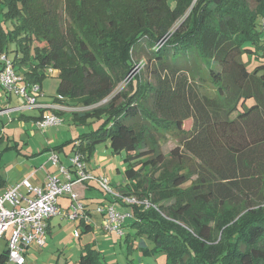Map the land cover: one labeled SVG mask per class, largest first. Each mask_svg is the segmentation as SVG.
<instances>
[{
    "label": "trees",
    "instance_id": "trees-1",
    "mask_svg": "<svg viewBox=\"0 0 264 264\" xmlns=\"http://www.w3.org/2000/svg\"><path fill=\"white\" fill-rule=\"evenodd\" d=\"M10 51L27 82L59 71L55 99L86 108L74 119L106 115L72 140L86 160L106 139L139 158L119 189L160 208L127 205V242L166 264H264V0H0V54ZM247 51L260 60L252 70ZM169 127L180 143L163 153L156 135ZM100 252L85 244L80 264H109Z\"/></svg>",
    "mask_w": 264,
    "mask_h": 264
},
{
    "label": "rangeland",
    "instance_id": "rangeland-1",
    "mask_svg": "<svg viewBox=\"0 0 264 264\" xmlns=\"http://www.w3.org/2000/svg\"><path fill=\"white\" fill-rule=\"evenodd\" d=\"M169 2L172 5L175 4V0H169ZM250 3L254 6L255 0H250ZM188 13L189 10L186 14ZM61 15L63 22H67V17L63 9L61 10ZM37 43L40 45L43 44V42L40 43L38 41ZM245 47L256 49V46L249 42L245 44ZM14 54L13 51L8 52L11 58L14 57ZM147 54L148 51L141 50L137 58L146 62L148 59ZM242 58L250 70L254 69L260 63L259 58L254 52L247 51L243 54ZM139 65L137 64L136 70L145 68V75H148V68L146 69L145 65L142 67H139ZM1 67L2 63L0 60V69ZM59 84V73L57 74L56 70L51 73L47 72V75L42 79V95L38 98V104L43 103L42 105H45L48 110H51L50 106L57 101L55 97L59 94ZM124 85L125 83H121L116 90L121 89ZM5 101L23 105V108L20 110H24L6 112L4 109L0 113V119L4 122L2 126L5 134L0 148V184L2 179H5L7 182H15L36 169H38L37 175L42 174L43 169L41 168V164L54 162L52 159L53 152L58 153V155L60 154L62 159L64 157L67 159L69 157L68 155H73L76 151L73 148L74 144L72 140L82 139L85 135L89 136V134L95 133L105 125V114L101 117L90 116L85 122H81L76 118L74 119L73 111L84 110L86 108L78 104L74 106V102L66 101L72 108L61 111L60 115L63 122L59 125L39 128L36 125L37 121L28 119V117L30 115L38 116L41 109L38 107H28L25 99L16 93H12L11 95L10 93L7 94V91L0 82L1 107L4 106ZM254 102V98L250 97L246 100L245 106H250ZM24 115L27 117H24ZM160 130L162 133H157V140L159 141L161 151L168 153L180 143V135L171 127L169 129L160 128ZM67 141L69 142L64 145V151L58 152L59 149H55L58 144ZM126 158L127 151L115 152L111 148L109 139H106L95 144L90 158L86 160V165L87 169L95 175H107L111 179L113 187L120 191V185L123 186L127 182H131V179L127 177L126 170L132 166L139 168L142 165L141 163H137L139 158L132 160H127ZM56 167L58 172V165ZM150 170L147 168L145 172H150ZM192 181L194 179L189 180L183 186L188 188ZM93 185V187H89L85 191L87 198L84 201L89 202V205H91V219L94 222V227L83 232L84 225L78 226L80 224L79 219H71L63 215L54 216L46 244L43 246H31L28 249L27 264H80V255L87 242H94L96 247L102 249L100 253L109 264H166V253L144 255L138 249L136 242L130 244L125 240V236L119 235L116 231H104V216L97 211L99 206L111 204L123 211L132 208L116 200L110 191L101 188L96 181H94ZM138 197L143 198L144 196ZM148 198L155 208H160L157 202H153L150 197ZM59 199L61 200L63 209L68 208L72 204L71 199L67 196H60ZM81 201H83V197H81ZM129 222L130 218H127L124 223L125 234L134 232L132 227L128 226ZM76 232H80V235H76ZM9 236L10 231L0 238V253L7 249ZM5 264L13 263L6 262Z\"/></svg>",
    "mask_w": 264,
    "mask_h": 264
},
{
    "label": "built area",
    "instance_id": "built-area-1",
    "mask_svg": "<svg viewBox=\"0 0 264 264\" xmlns=\"http://www.w3.org/2000/svg\"><path fill=\"white\" fill-rule=\"evenodd\" d=\"M0 60L2 63L0 82L5 90L10 94L16 93L23 97L28 107H40L38 98L42 95V85L27 82L24 76L16 70L7 53H1ZM48 71L51 73L54 70L49 68ZM17 108L22 109L23 106ZM50 109L43 114L41 119L37 120L36 125L39 128L59 125L63 122L61 115L53 110L55 108L50 107ZM5 111L10 112V109ZM52 159L59 164L58 172L49 174L42 185L35 184L27 177L0 193V238L10 231L7 240L6 262L8 263L26 264L28 249L34 245L46 244L49 220L52 217L63 215L86 222L91 220L81 201V194L76 188L77 184L94 180L123 204L142 207L153 205L147 198H139L137 195L118 191L113 187L107 175H95L90 172L87 169L84 155L78 150L71 156L69 166L59 161L57 153L53 152ZM62 195L68 196L72 202L66 209L58 203ZM97 211L104 216L103 229L105 231H116L119 235L125 236L124 223L127 218L132 217L130 212L117 209L111 204L101 205ZM76 235L79 236V232H76Z\"/></svg>",
    "mask_w": 264,
    "mask_h": 264
},
{
    "label": "crops",
    "instance_id": "crops-1",
    "mask_svg": "<svg viewBox=\"0 0 264 264\" xmlns=\"http://www.w3.org/2000/svg\"><path fill=\"white\" fill-rule=\"evenodd\" d=\"M56 73L58 74L59 73V71H57L56 70ZM7 94H9L8 92H7ZM11 95V94H10ZM42 103V102H41ZM40 104V103H39ZM43 104V103H42ZM42 104H40L41 106L40 107H38L39 109L41 108V107H43V108H46V110L43 112V111H41L40 110V113H39V115H41L42 113L44 114V113H47L49 110L47 109V107L45 106V105H42ZM19 106H23V105H19V104H12L10 101H5V103H4V106L3 107H5V110L6 109H10V112L11 111H14V110H20V109H18L17 107H19ZM50 107H53V108H55V109H58V110H60V111H64V110H66L67 108H72L69 104H68V102H61V101H55L53 104H52V106H50ZM24 110V109H23ZM23 110H20V111H23ZM2 112V111H1ZM0 112V113H1ZM38 115V116H39ZM31 116V115H30ZM24 117H27L26 115H24ZM37 121V120H36ZM76 140V139H75ZM64 143V142H63ZM62 144V143H61ZM60 144H58L57 146H59ZM73 148H74V146H73ZM49 149V148H48ZM56 149V148H55ZM75 149V148H74ZM57 150V149H56ZM65 150V147L63 146V147H61L59 150H58V152H60V151H64ZM66 153V152H65ZM58 154V153H57ZM66 155H68L67 153H66ZM59 156V161L61 162V163H63V164H65V165H70L71 164V162H70V158H71V156L72 155H68L69 157L66 159V157H64L63 159L60 157V154L58 155ZM66 161V162H65ZM56 165H58V167H59V164L58 163H54V162H49V163H43V164H41V168L43 169V171H42V174H38L37 175V172H38V169H36V170H32L28 175H26L25 177H22L21 179H18L17 181H15V182H7L5 179H2V181H1V184H0V193H3V192H5L6 191V189L10 186V185H14V184H16V183H18V182H20L21 180H23L24 178H27V177H29L35 184H39V185H42L43 183H44V181L46 180V178H47V176L49 175V174H54V173H56L57 172V167H56ZM91 172V171H90ZM93 183H94V180H87L86 182H84L83 184H77L76 185V188H77V190L79 191V193L81 194V197H83V204H84V206H85V208H86V211L89 213V215H90V219H91V214H92V209H91V205H89V202H87V201H84L86 198H87V195L85 194V191L87 190V189H89V187H93L94 185H93ZM97 183V182H96ZM98 184V183H97ZM99 185V184H98ZM62 196H66V195H62ZM68 197V196H67ZM62 198H64V197H62ZM66 198V197H65ZM69 198V197H68ZM58 203H59V205H61V207H62V203H61V200L60 199H58ZM123 211V210H122ZM125 211V210H124ZM126 212H128V210H126ZM102 214V213H101ZM102 216H103V214H102ZM53 218V217H52ZM52 218L49 220V226H48V233L51 231L50 230V226H51V222H52ZM90 222L93 224L94 222H93V220L91 219L90 220ZM94 226V225H93ZM105 231V230H104ZM105 232H107V231H105ZM48 239V238H47ZM87 243H89V242H87ZM86 243V244H87ZM34 246H36V245H34ZM96 246V245H95ZM98 248V247H97ZM99 249V248H98ZM100 251L102 250V249H99ZM29 252V251H28ZM2 253V252H1ZM1 253H0V255H1ZM162 253H164V252H162ZM0 264H5V263H1L0 262ZM26 264H27V262H26Z\"/></svg>",
    "mask_w": 264,
    "mask_h": 264
}]
</instances>
